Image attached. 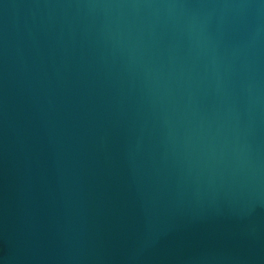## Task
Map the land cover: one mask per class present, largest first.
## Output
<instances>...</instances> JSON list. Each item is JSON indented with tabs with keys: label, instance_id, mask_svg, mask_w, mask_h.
I'll return each mask as SVG.
<instances>
[{
	"label": "water",
	"instance_id": "water-1",
	"mask_svg": "<svg viewBox=\"0 0 264 264\" xmlns=\"http://www.w3.org/2000/svg\"><path fill=\"white\" fill-rule=\"evenodd\" d=\"M0 264H264V0H0Z\"/></svg>",
	"mask_w": 264,
	"mask_h": 264
}]
</instances>
